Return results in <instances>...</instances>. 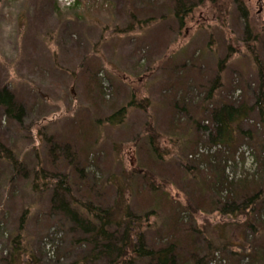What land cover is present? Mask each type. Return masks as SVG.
Instances as JSON below:
<instances>
[{
  "label": "rangeland",
  "instance_id": "374dc122",
  "mask_svg": "<svg viewBox=\"0 0 264 264\" xmlns=\"http://www.w3.org/2000/svg\"><path fill=\"white\" fill-rule=\"evenodd\" d=\"M130 1L0 0V92L15 103L0 105V264L21 235L22 264H106L62 201L94 225L83 207L130 208L124 223L147 248L172 246L180 264H264V197L246 216L222 213L264 196V123L253 113L229 146L204 130L213 104L254 105L264 0ZM85 115L98 121L93 135L74 141ZM38 170L47 184L33 192ZM119 181L132 183L123 202Z\"/></svg>",
  "mask_w": 264,
  "mask_h": 264
},
{
  "label": "trees",
  "instance_id": "16d2710c",
  "mask_svg": "<svg viewBox=\"0 0 264 264\" xmlns=\"http://www.w3.org/2000/svg\"><path fill=\"white\" fill-rule=\"evenodd\" d=\"M128 2L131 3L130 0H128ZM190 10H191L190 8L185 9L184 7L183 9H178L175 15L181 18L180 15H183L186 13L188 14ZM134 16L132 14L130 18L135 19ZM247 29L250 30L248 23H247ZM262 31L264 33V30ZM255 64L257 68V75L259 77V81H258L259 90L257 92V95H255L254 97L255 98L254 105L249 106L247 104H241V105L236 106V105H231V104H225V102L224 103L222 102L220 103V105H217V103H215L216 105L213 104L211 111H209L210 113L208 114L207 121L210 123L209 128H213V132L210 135V139L211 141H214V143L220 146L221 145L229 146L230 144H233L235 142V138L238 136L237 133L240 132L239 126L242 123H244V121H246V119H248L253 113H257L258 117L260 118V121L264 123V67H262V65L264 64L257 62L256 59H255ZM82 65H80V67ZM215 84L216 83L213 84L211 89L215 90V88H217V86H214ZM211 91L212 90H210V93L207 96L208 100H210ZM213 93L214 91H212V94ZM0 105L9 107V110L11 112L15 110V103L12 98L8 97V94L6 93L5 90L0 92ZM145 105L146 106L150 105L151 107L150 102H147ZM18 110L21 111L20 108H18ZM124 113H125V108H120L118 111L110 115V117L108 118V122L112 126L113 125L116 126L120 124L122 122V119L124 118L123 116ZM97 123L98 121L96 122V119H93L91 122H89L88 117L85 115V122H81L78 124V127H76L77 125L74 127L75 131H73V135H72L73 140L75 141L78 135L85 134L87 136L82 142H85V141L89 142V139L93 135V132H94L93 129L96 127ZM149 144H150V148L153 150L154 147L152 146L151 138L149 139ZM87 148L89 147L87 146ZM0 153L4 155H6L7 153V151L5 150L2 144H0ZM63 155H67L68 157V155L69 156L71 155V151L69 149L65 151L63 150L61 152V156L63 157ZM56 160L59 161V159H56ZM59 164L62 165L61 163ZM81 173L82 172H80V175L81 177H83ZM33 177L34 179L30 186V189H32L33 192H38L40 191L38 188L39 187L38 182H43V183L46 182L44 173L42 170L41 171L38 170L34 172ZM65 183H66L65 179H62L55 186L56 191H59L62 194L63 200H65L67 195H70L69 194L70 190L68 187H66ZM124 184H129L128 189H130L132 185L131 182L130 183L129 182L120 183L119 181V183H117V185L120 188L117 193V196H120L121 202H123L122 194L126 191V188H124ZM246 185H249V184H246ZM85 186H86V189L88 187L87 192L92 187H96V186H89L88 184H86ZM96 191H97L96 189H93L90 195L92 194L95 195ZM262 197L264 196L245 198L244 201L246 202V204L243 205L244 206L243 209H240V208L239 209H235V208L229 209L228 208V210L227 209L222 210V213H224L225 215L232 214L234 216L236 215L239 216L241 214H244L243 216H246L248 214L244 213L245 210L249 209L251 206L258 203V201H260ZM57 205H59L61 209L66 212L67 216H69L72 219V222L74 224L75 222L79 223L80 226L84 229L83 230L84 233L88 234L87 242L91 244L92 246L91 257L93 258L94 261L96 260L99 261L100 258H102L106 261V264H135V262H137L138 259H145V260L149 259L150 264H180L179 261L182 262L183 260L184 256H181V254H179L178 256L175 250H173L172 246H168V248H164V249L162 248L159 250H154L151 247L147 248L145 243L142 241L141 230L138 229V231L137 230L135 231V229L132 227L131 224L124 223L123 221L124 218L126 219L129 217H132L130 208L104 210L101 207L100 208L94 207L93 209L91 208L87 209L83 207V210L87 213L90 212L89 215L93 217L94 221H96L94 225L92 221H90L89 216H88L89 222L82 220L80 218L77 219V213L69 209L67 204L64 205V201L60 203L57 202ZM116 210H118V212ZM22 221H24V218L22 219ZM119 228H122L124 231V233L121 236V239H122V241L120 242L121 245H118L116 243L117 240L115 239L117 237L116 235L118 234ZM21 238H22V235L18 236L13 241V245L11 246L13 247L12 256H11V259H12L11 264H22V259H23L21 258L22 255L26 256L29 253L28 252L29 248L24 246V244H22ZM81 241L82 240H79V242ZM102 242H104L105 244L103 245L100 244ZM85 259L86 257H84L83 260ZM185 264H189V263L185 262ZM260 264H262V262H260Z\"/></svg>",
  "mask_w": 264,
  "mask_h": 264
},
{
  "label": "built area",
  "instance_id": "2783aa9c",
  "mask_svg": "<svg viewBox=\"0 0 264 264\" xmlns=\"http://www.w3.org/2000/svg\"><path fill=\"white\" fill-rule=\"evenodd\" d=\"M58 3H60L63 7H69L74 4L75 0H56Z\"/></svg>",
  "mask_w": 264,
  "mask_h": 264
},
{
  "label": "bare ground",
  "instance_id": "6f19581e",
  "mask_svg": "<svg viewBox=\"0 0 264 264\" xmlns=\"http://www.w3.org/2000/svg\"><path fill=\"white\" fill-rule=\"evenodd\" d=\"M263 64V63H262ZM262 67H264V65H262ZM151 106H152V104H151ZM207 125L205 126V127H207V128H205V132H206V134L207 135H211L212 134V132H213V128H209V124H208V121H207V119H206V122H205Z\"/></svg>",
  "mask_w": 264,
  "mask_h": 264
}]
</instances>
